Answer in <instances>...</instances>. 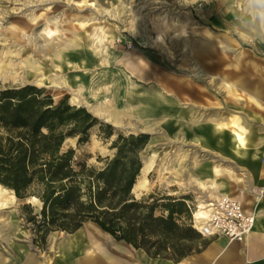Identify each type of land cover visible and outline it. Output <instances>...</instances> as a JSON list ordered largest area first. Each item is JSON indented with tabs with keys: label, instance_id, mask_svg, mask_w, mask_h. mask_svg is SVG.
Masks as SVG:
<instances>
[{
	"label": "rangeland",
	"instance_id": "374dc122",
	"mask_svg": "<svg viewBox=\"0 0 264 264\" xmlns=\"http://www.w3.org/2000/svg\"><path fill=\"white\" fill-rule=\"evenodd\" d=\"M202 1L0 0V88H42L54 104L66 99L70 106L83 107L96 117L101 124L90 130L89 141L76 150L77 157L91 165L98 164L97 157L113 155L109 147L117 135L148 134L149 144L141 160L147 158L150 166L145 174L141 172L138 179H144V188L133 191L134 196L188 195L194 215L199 206L215 199V189L189 173L191 165L185 154L193 153L197 164L200 157L195 150L161 146L153 113L144 119L120 116L115 122L109 105L120 109L126 98L156 96L159 110L158 89L168 92L170 82L178 81V85L195 87L209 97L206 119L221 123L224 120L219 119L227 121L237 115L255 129L264 128V108L253 105L244 91H238L239 99L234 100L219 84L221 79L244 84L246 90L258 91L264 103V29L251 20L245 0H231L237 9L234 19L220 26L207 25L198 11ZM203 31H210L218 43L214 40L206 54L196 55L205 47L200 36ZM59 51L65 52L70 63H62L61 69L52 67ZM132 61L146 69L147 79L129 72ZM28 62L40 72L36 74ZM54 76L65 78L69 88L52 87ZM106 125L112 128L109 139L104 138ZM69 147H76V138L64 142L63 149ZM240 188L225 196L240 198ZM251 199L244 195L241 200L249 208ZM39 210L38 201L17 200L0 187V264H59L69 234L51 232L41 245L28 222ZM194 220L192 216L193 226H201Z\"/></svg>",
	"mask_w": 264,
	"mask_h": 264
},
{
	"label": "trees",
	"instance_id": "16d2710c",
	"mask_svg": "<svg viewBox=\"0 0 264 264\" xmlns=\"http://www.w3.org/2000/svg\"><path fill=\"white\" fill-rule=\"evenodd\" d=\"M101 122L66 99L54 104L31 85L0 88V187L17 200L35 198L39 214L28 219L41 245L51 232L73 234L92 223L116 242L151 259L180 262L206 244L192 223V199L143 195L132 189L142 168L148 134L117 135L110 157L91 165L77 157ZM105 139L112 128L105 126ZM76 138V147L63 149Z\"/></svg>",
	"mask_w": 264,
	"mask_h": 264
},
{
	"label": "crops",
	"instance_id": "0c3cea01",
	"mask_svg": "<svg viewBox=\"0 0 264 264\" xmlns=\"http://www.w3.org/2000/svg\"><path fill=\"white\" fill-rule=\"evenodd\" d=\"M198 9L203 21L211 26H220L234 19L237 11L231 0H203ZM200 36L205 47L196 51V55L206 54L213 41H217L210 31H203ZM128 70L138 79L149 77L142 65L137 69L128 64ZM219 84L234 100L239 99L238 91H244L253 105L264 108L258 91L246 90L244 84H230L223 79ZM158 90L160 107L158 110L157 104L154 123L155 130H159L160 145L169 144L171 150L174 146L195 150L200 157L197 164L191 150L185 154L191 165L189 173L203 185L214 188V198L241 186L240 198L247 195L253 204L247 208L239 195L235 198L242 202L246 211L253 213L255 223L252 231L241 242L228 241L218 235L205 237L206 244L198 252L174 263L151 259L143 251L116 242L89 223L88 228L81 227L68 235V240L61 247L64 257L57 259L59 264H264V198L256 200L253 194L264 186V128L255 129L237 115L227 117V121L219 119L224 120L221 123L206 119L204 115L208 112V105L205 101L209 97L195 87H184L178 85V81L176 84L171 81L168 92L162 88ZM235 129L241 134L238 135Z\"/></svg>",
	"mask_w": 264,
	"mask_h": 264
},
{
	"label": "built area",
	"instance_id": "2783aa9c",
	"mask_svg": "<svg viewBox=\"0 0 264 264\" xmlns=\"http://www.w3.org/2000/svg\"><path fill=\"white\" fill-rule=\"evenodd\" d=\"M264 162V158H262ZM256 200L264 198V186L254 191ZM206 218L200 230L194 226L202 237L211 235L223 236L228 241H243L252 231L255 223L253 213L244 209L242 202L235 198L219 195L214 200L207 203Z\"/></svg>",
	"mask_w": 264,
	"mask_h": 264
},
{
	"label": "bare ground",
	"instance_id": "6f19581e",
	"mask_svg": "<svg viewBox=\"0 0 264 264\" xmlns=\"http://www.w3.org/2000/svg\"><path fill=\"white\" fill-rule=\"evenodd\" d=\"M51 33L52 32H49V34H51ZM65 48L67 49L68 46H66ZM64 53H65L64 51H59L56 54V57H55L56 64H55V62H52V67L61 69V65L63 66L64 63L67 65L70 64L68 60L67 61L65 60L66 54H64ZM26 64L28 67L32 68L33 71L36 72V74H38L40 72V69H38L37 67H33V65L30 62H28ZM57 64H59V65H57ZM130 65L133 67H136V68H140V66H141V64L136 62V61H132ZM34 72H33V74H35ZM43 72L41 73V76H45V74ZM51 84H52V87L57 88L59 90L60 89H66L67 90L69 88L67 86V82L65 81V78L63 79V78L57 77V76H54V78L51 79ZM124 100H125V103L122 105V107L120 109H118V107H115L114 105H109V108L112 107L109 110L110 115L113 117V120L115 122H117L120 119V116H124L127 118L131 117V116H135L138 119H144L150 113H153L155 115L157 112V104H158L157 97H154V98L146 97V98H140V99L129 97V98H126ZM125 127L128 128L127 126H125ZM235 132L238 135L241 134L237 129H235ZM147 161H148V159H146V161L144 162V164L141 168L142 174H145L149 170L150 165ZM141 172H140V175H141ZM140 175H139V177H140ZM144 183H145L144 179H138L136 181L134 187H133V191L136 192V191L142 190L144 188ZM32 200L37 201L35 198H32ZM208 206L209 205H207V204L199 206L198 211L195 212L193 215L194 219H195L194 222L201 225L199 227L200 230H202V229L206 230V227H203V223H204L203 221L206 218L205 214H207V210L204 211V209L207 208Z\"/></svg>",
	"mask_w": 264,
	"mask_h": 264
},
{
	"label": "clouds",
	"instance_id": "9594fccd",
	"mask_svg": "<svg viewBox=\"0 0 264 264\" xmlns=\"http://www.w3.org/2000/svg\"><path fill=\"white\" fill-rule=\"evenodd\" d=\"M251 20L264 29V0H245Z\"/></svg>",
	"mask_w": 264,
	"mask_h": 264
},
{
	"label": "water",
	"instance_id": "95a60500",
	"mask_svg": "<svg viewBox=\"0 0 264 264\" xmlns=\"http://www.w3.org/2000/svg\"><path fill=\"white\" fill-rule=\"evenodd\" d=\"M146 159H147V158H145V159L142 160V162H141V163H142V166H143L144 162L146 161ZM140 172H141V170H140ZM139 175H140V173H139ZM132 193H134V192H133V189H132Z\"/></svg>",
	"mask_w": 264,
	"mask_h": 264
}]
</instances>
